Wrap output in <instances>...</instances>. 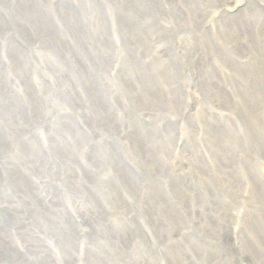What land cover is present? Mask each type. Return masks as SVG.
Here are the masks:
<instances>
[{
	"label": "bare ground",
	"instance_id": "1",
	"mask_svg": "<svg viewBox=\"0 0 264 264\" xmlns=\"http://www.w3.org/2000/svg\"><path fill=\"white\" fill-rule=\"evenodd\" d=\"M49 3L67 9L62 22L54 19L57 26L50 25L41 12L48 0H0V11H16L14 16L32 39L26 42L34 50L36 64H44L46 79L53 82L33 75L28 53L18 50L15 33L12 36L9 31H0V146L9 155L8 178L22 190L15 215L32 229L22 226L21 233L16 234V226H4L0 220V264L18 260L16 252L27 245L55 264H145L148 255L160 260L166 257L161 242L165 246L175 233L172 229H179L184 222L172 211L170 186L155 177L152 169L155 172L168 156L174 159L166 148L165 135L171 125L167 121L189 108V103L182 100L183 87L195 86L201 92L200 99L208 98L213 91L226 103L246 93L235 85L238 80L234 77L241 70L230 62L220 65L217 58L226 54L223 48L227 42L243 48L250 43L262 45L264 20L249 3L244 9L233 5L231 10H237L233 15L223 17L218 24L214 21L206 29L212 2L199 10L189 4L193 16L184 11L187 0H74V9L63 0ZM85 7L90 22L86 21L83 30L88 37H83L75 16L68 18L73 12L85 11ZM106 16L114 20L113 37L115 43L121 38L120 47H110L112 32ZM4 23L0 12V29ZM49 52L58 53L56 60ZM185 55L195 63L196 72ZM200 75L207 87L200 84ZM16 98L21 111L24 108L35 113L39 109L40 114L41 108L52 104L75 111V119L82 116L88 126L85 130L76 127L73 142L50 143L44 139L47 128L36 126L34 134L27 133L29 127L21 121L25 119L12 112L13 106H18L13 103ZM60 126L69 123L61 122ZM88 138L98 142L93 141L91 149ZM116 138L133 161L127 167L110 151L113 145L108 143ZM196 144L197 150L205 146L204 142ZM222 145L228 161L241 150L227 142L221 149ZM137 150L140 154L135 153ZM91 156L100 161H88V166L102 172L97 180L81 162ZM191 158L199 166L198 172L203 176L209 173V179L231 169L230 162L220 163L217 171L207 167L194 150ZM54 180L66 186L63 194L55 196L61 199L59 202L49 197ZM0 183L9 191L6 171L0 172ZM5 204L0 193V217ZM142 220L148 223L149 234L144 232ZM197 222L210 231L207 235L212 239V227L222 225L213 213L201 214ZM98 233L100 239L88 242ZM180 237L174 240L175 249L183 255L177 261L221 264L219 259L228 254L205 246L195 236L192 248ZM172 256L178 255L171 251L167 259Z\"/></svg>",
	"mask_w": 264,
	"mask_h": 264
},
{
	"label": "rangeland",
	"instance_id": "2",
	"mask_svg": "<svg viewBox=\"0 0 264 264\" xmlns=\"http://www.w3.org/2000/svg\"><path fill=\"white\" fill-rule=\"evenodd\" d=\"M241 1L209 0L212 2V14L210 22L203 29L210 28L214 21L218 24L223 17L236 12L237 10H231L235 4L237 9H244L249 3L264 20L262 0ZM209 2L187 0L184 11L193 16L189 4L194 10H199ZM199 28L203 30L202 26ZM158 34L162 35L163 32ZM120 43H123L121 38L118 41L119 47L122 46ZM223 49L227 52L220 55L217 62L220 65L230 62V65L241 70L234 77L238 80L235 85L237 88H244L246 93H240L234 100L226 103L213 91L209 92L208 98L200 99L201 92L195 86L182 88V100L189 103V108L167 121L171 125L165 135V139H168L167 152L175 160L168 156L167 161L159 164L155 172L153 166L152 169L155 177L163 178V184L170 186L168 197L172 211L179 214L184 222L179 229H172L175 233L169 237L170 241H165V246L161 242L166 257L156 260L148 255L145 264L185 263L184 259L177 261L183 255L175 249L174 240L181 238L180 236L192 248L195 246V236L207 247L213 246L215 250L228 252L219 259L221 264H264V41L259 46L250 43L247 48L227 42ZM186 58L191 69L196 72L195 63L190 56ZM198 78L203 85L204 77L200 75ZM203 86L207 87L206 83ZM224 87L225 85L222 86ZM192 102L197 105H191ZM130 134L131 131L126 133L128 136ZM197 141L202 144L204 142L205 146L201 150H197ZM223 142L238 147V150L241 147L238 153L235 151V158L228 161L225 157L228 152L223 149V145L222 149L220 147ZM193 150L196 154H201L207 167L217 171L220 163L225 165L230 162L231 169L209 179V173L203 176L198 172L199 166L190 159L193 157ZM135 153L140 154L138 150ZM209 213L217 216L222 224L217 229L212 227L215 230L212 232L213 239L208 238L210 231L202 229L197 222L201 214ZM222 229L228 231L223 232ZM220 237L223 238L220 240ZM171 251L172 255L178 256L167 259ZM185 264L200 263L195 261Z\"/></svg>",
	"mask_w": 264,
	"mask_h": 264
},
{
	"label": "water",
	"instance_id": "3",
	"mask_svg": "<svg viewBox=\"0 0 264 264\" xmlns=\"http://www.w3.org/2000/svg\"><path fill=\"white\" fill-rule=\"evenodd\" d=\"M23 1L27 2V0H23ZM49 1L50 0H48V4H43L44 7L40 8V9H41V12L43 13V15H46L48 17V19L51 23L50 25L53 24L54 26H57L59 23L55 22L54 19L58 18V20L60 22H62V20H64V14L66 13L67 9L64 10L62 8H59V7L55 8L49 3ZM63 2H67V4L70 5L69 8H73V9L75 8V6L73 4L74 0H63ZM77 5H80V3H77ZM9 11H10V9L0 11L1 14L3 15V19L6 21V23H4L5 27L0 29V31H9V32H11L12 36L15 33L16 38H18V40H16V43L19 44V46H20V48L18 50L25 53V54L28 53V57H29L28 58V61H29L28 65H29V67L32 68L33 75L39 76V77L43 78L45 81L52 82V81L46 79L47 73L44 70V64L43 63L38 64V65L36 64L37 62H35V60H34V50H31L30 42H26L27 38L30 39V37L26 34L27 32H26L25 28L22 26L21 22L19 21L17 15L14 16V14H16V11L15 10L10 11V12ZM74 11H76V10H74ZM75 13H77V14L75 15L73 12L72 13L73 15L68 17V18L73 19V16H75L76 17V25L80 26L82 28L83 33H84L83 37H85V36L88 37V33L84 32V30H83L84 26L88 24V23H86V21L87 20L89 21V18H90L88 16V14H89L88 9L85 7V11L79 10V11H76ZM99 15H101V13H99ZM106 22L108 24L109 31L112 32V34L109 35L111 40H112V41H110V47L116 48L118 45V41L115 43V38L113 37V35L115 34V33H113L114 32V26H113L114 20L112 17L106 16ZM71 23L74 24V22H71ZM30 40H32V39H30ZM48 54L51 56L52 60H56V58L58 56V53H56V52H52V53L49 52ZM71 68L72 67L70 66L68 70H70ZM58 71H59V69L56 70V72H58ZM42 74H43V76H42ZM56 79H57V75L54 77V80H56ZM103 89H104V87H103ZM23 95H26V94H23ZM106 96H109V95L106 94ZM30 97H32V96L30 95ZM13 103H15L18 106H13L12 112H14V114H15V116H17V118L23 117L25 119V120H21V121H24L25 126L29 127V129L27 130V133H30L31 135L34 134V132L36 131L35 130L36 126H38L37 127L38 129L39 128H47V133H45L46 136L44 137V139L50 143L61 142L63 145L65 142H69V141L73 142L76 138L75 137L76 127H79V128H82L85 130L86 127L88 126L85 124L82 116L75 119V117H74L75 111H73V110L67 111L64 109L56 108L52 104H48L47 107L40 109L41 110L40 114L38 113L39 109H37L35 111V113L34 112L29 113V110L26 112L24 110V108L22 109V111L20 110V101L18 98H16V100L13 101ZM60 117H64V118L60 119ZM61 122L69 123V126H67L68 128L66 126H60ZM57 124H59V125H57ZM71 127H72V129H71ZM93 141L97 142L96 140L91 139V138L87 139V145L90 149L93 147L92 146ZM108 145H113V147L110 148L112 155L117 159L121 158L124 161V165L126 167H127V165H129L128 163H131V164L133 163L129 154L127 152H125L123 143L120 141L119 138L112 139L111 141H109ZM90 160H94V162L97 164H98V162H100L99 158L94 157V156H91L88 159H84L81 162L86 164L87 171L97 180L98 176L102 175V172H98L97 169H95V167L88 166V161H90ZM10 166L11 165H10V161H9L8 152H6V150L4 149L3 146L2 147L0 146V172L6 171V182H7L8 186L10 187L9 191H6L3 188V184L0 183L1 184L0 193H1L2 197L3 196L5 197V202H6L5 206L2 205L3 206V213L0 217V220L2 222L1 224L4 226H7V227L16 226V230H18V231H16V234H17V233H21V230H23V229L28 230L30 228H27V225H25L20 220V218L15 215V212L17 211L19 203L22 201V199L20 198V196L22 194V190L18 186H16V184H13L12 179L8 178ZM42 169H44L43 165H42ZM56 181L57 180H54L50 183V186H49L50 196L49 197L55 198L56 194H58V193L63 194V192L65 191L66 186H64V184H58ZM55 200H56V202L61 201V199H59V198H55ZM22 226H24L25 228L22 229L21 228ZM147 226H148V223H146V221L142 220V228L145 230L144 232L146 234H149ZM30 231H32V229H30ZM92 234H90V236ZM101 237L102 236L99 233L97 235H92L88 239V242H93L94 240H96L98 238L100 239ZM47 244H49L48 241H47ZM105 244H107V242ZM16 254H17L18 260L11 259L8 261V263L3 262L2 264H55L52 260H49L48 258L41 255L35 247L29 246V245L24 246L23 248L19 249L16 252Z\"/></svg>",
	"mask_w": 264,
	"mask_h": 264
}]
</instances>
